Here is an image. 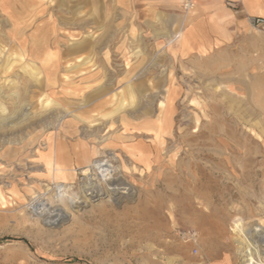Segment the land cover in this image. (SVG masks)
<instances>
[{"label":"rangeland","instance_id":"1","mask_svg":"<svg viewBox=\"0 0 264 264\" xmlns=\"http://www.w3.org/2000/svg\"><path fill=\"white\" fill-rule=\"evenodd\" d=\"M23 1L0 9V240L30 247L0 243V264H238L240 239L264 227V67L241 98L131 3ZM97 161L133 195L70 208L82 183L104 188L83 174ZM33 206L69 216L50 229Z\"/></svg>","mask_w":264,"mask_h":264},{"label":"crops","instance_id":"2","mask_svg":"<svg viewBox=\"0 0 264 264\" xmlns=\"http://www.w3.org/2000/svg\"><path fill=\"white\" fill-rule=\"evenodd\" d=\"M120 2L132 4L135 18L150 12V20L143 24L147 28L152 24L179 55L198 54L206 65L217 68V74L231 76L225 82L238 97L250 98L256 90V68L264 67V32L253 28L250 19H264V0H193L194 9L188 14L182 13L177 0ZM165 15L171 16L167 30L161 25ZM149 33L154 35L150 29Z\"/></svg>","mask_w":264,"mask_h":264},{"label":"bare ground","instance_id":"3","mask_svg":"<svg viewBox=\"0 0 264 264\" xmlns=\"http://www.w3.org/2000/svg\"><path fill=\"white\" fill-rule=\"evenodd\" d=\"M6 3H9V0H1V2H0V9L1 10L4 9V6ZM31 3L32 2L25 0V1L20 3V7L25 10ZM6 12H8V11H6ZM6 12H5V14H6ZM6 16L9 18L11 17V15H6ZM10 20H11V18H10ZM6 21H8V20H6ZM62 23L60 22V24H62ZM16 31H17V29L11 30V32H13V33H15ZM52 32H55V31L53 30ZM46 37H47V33L44 32L41 35V38L38 39L36 44H34L33 53L35 55H39V52L45 48V45H47L45 43ZM71 51H73L71 53H76L75 51H79V50L74 49ZM89 99H90V97L86 98V100H89ZM16 100H18V99H16ZM146 106H148V105H146ZM4 110L5 109L0 106V113H4ZM161 110H162V108H161ZM161 129L162 128L160 126L158 128V130H161ZM49 169L51 170L50 173L52 172V169L55 170L56 172H60V169L57 168L56 165L54 167V165L52 163L49 164ZM112 172H113V170L110 169V166L108 165L107 161H97L90 168L84 169L83 170L84 175H93L94 177L95 176L100 177L101 180L105 183V186L103 189L99 188L95 184L94 178L90 179V181L88 180L87 182L82 183L80 185L81 195L79 198L72 199L69 202L70 208L77 209V208H79V206H84V205H87L89 203L96 202L100 199H103L104 197H107L108 199H110L111 201H114L115 203H121L120 201H122L123 199H126L127 197H131L134 193L132 188L121 177H113ZM70 188L71 187L65 186V185L58 186V190L63 191V192H66ZM62 196H65V195H62ZM38 207L39 206H37V207L33 206V207H31L30 210L32 211V213H35V215H39V217L42 218V219L39 218V223L41 225L47 226L50 229H53L55 227L57 228V226L61 225L69 216V213H67L66 211L61 210V209L50 211L49 209L45 210L44 208L38 209ZM37 210H39L38 211L39 214L36 213ZM246 231H247V229L240 230L239 235H243ZM247 235L249 236L248 238H250L252 241H251V243H249V241L247 240V243H246L247 248H246L244 246L245 243H243V241L240 239L241 243H240V246H239L238 251H237L238 256H239L238 264H264V227H260L257 229L250 227V228H248ZM254 259H256V260H254Z\"/></svg>","mask_w":264,"mask_h":264},{"label":"built area","instance_id":"4","mask_svg":"<svg viewBox=\"0 0 264 264\" xmlns=\"http://www.w3.org/2000/svg\"><path fill=\"white\" fill-rule=\"evenodd\" d=\"M177 1L183 14H188L194 9L193 0H177ZM250 24L253 28L264 32L263 18H251ZM182 238L186 241H191V242L196 241L195 234L183 235ZM193 252L196 253V250H193Z\"/></svg>","mask_w":264,"mask_h":264},{"label":"trees","instance_id":"5","mask_svg":"<svg viewBox=\"0 0 264 264\" xmlns=\"http://www.w3.org/2000/svg\"><path fill=\"white\" fill-rule=\"evenodd\" d=\"M2 242H19V243H22V244L29 246L28 242L24 239H21V238L6 237V238H3L0 240V243H2ZM61 262H74V260L73 259H64V260H61Z\"/></svg>","mask_w":264,"mask_h":264}]
</instances>
